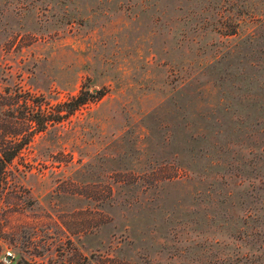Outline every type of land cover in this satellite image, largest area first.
<instances>
[{"label":"rangeland","instance_id":"rangeland-1","mask_svg":"<svg viewBox=\"0 0 264 264\" xmlns=\"http://www.w3.org/2000/svg\"><path fill=\"white\" fill-rule=\"evenodd\" d=\"M7 91L89 99L9 166L3 255L264 264V0H0Z\"/></svg>","mask_w":264,"mask_h":264},{"label":"trees","instance_id":"trees-1","mask_svg":"<svg viewBox=\"0 0 264 264\" xmlns=\"http://www.w3.org/2000/svg\"><path fill=\"white\" fill-rule=\"evenodd\" d=\"M235 30L231 32L233 34ZM104 91H96L95 95H101ZM89 93L81 91L69 101L58 104V110L51 112L47 110L42 101L37 97L22 91L0 93V105L6 106V118L0 124V207L5 205V200L11 192H19L17 183L8 178L9 166L19 157L21 151L39 133L44 132L53 123H60L88 101ZM16 198V199H15ZM14 202L6 201L9 208H21L25 203L22 197H15ZM13 200V198H12ZM79 253V252H78ZM77 255V253H75ZM81 258L83 255L78 254ZM81 264H86L88 258L84 257ZM85 262V263H84ZM36 264L23 258L15 260L7 254H2L0 237V264Z\"/></svg>","mask_w":264,"mask_h":264}]
</instances>
